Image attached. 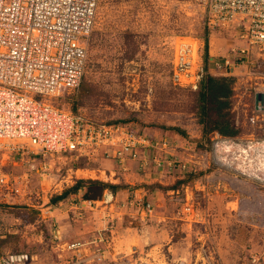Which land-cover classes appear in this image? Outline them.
I'll return each instance as SVG.
<instances>
[{
  "label": "rangeland",
  "instance_id": "1",
  "mask_svg": "<svg viewBox=\"0 0 264 264\" xmlns=\"http://www.w3.org/2000/svg\"><path fill=\"white\" fill-rule=\"evenodd\" d=\"M182 41H198L200 45L203 42L206 52L211 48L212 54L225 52V38L208 34L205 0H99L93 30L85 40L88 61L81 84L74 92L60 97L58 102L95 122L133 119L126 122L127 125L141 133L143 127L152 125L164 130H171L172 127L184 130L188 136L182 135L181 140L183 143H186L184 140L191 141L188 150L179 146L178 140H173L176 149L171 155L166 154L177 160L176 167L149 172V183H159L157 178H160L163 186H177L175 189L155 188L165 202V205H157L158 208H168V212L170 209L174 213V216H165L159 222H166L173 238L180 239L184 233L180 229L182 221L178 214L187 196L189 204L194 206V218L198 219L193 220L195 223L190 229L191 248L195 250L202 243L212 252L211 262L204 264H254L252 257L259 259L257 264H264V185L256 177L264 176L261 175L264 174V156L257 157L256 153L247 156L238 147L229 146L228 138L223 140V135L218 132L208 135L211 143L205 141L204 125L200 122L197 105L198 90L175 83L172 76L174 56ZM231 102L230 99V107L227 108L230 113ZM227 118L234 123L230 114ZM239 132L235 136H242ZM197 140H202L206 148H198ZM183 150L190 154L191 166L188 167L192 169L188 173L180 168L179 159ZM93 162L89 167L104 168L109 174V161ZM81 163V166L86 165ZM201 163L206 164L202 169L198 168ZM213 165L220 173L229 172L240 180L246 179L251 189L247 191L246 185L236 184L230 190L225 187L224 181L212 187V182L204 175L195 177L198 178L196 185L195 179L187 184L178 183L184 174L189 177L200 170L208 171ZM20 168L16 170L20 171ZM194 168L197 171H193ZM54 173L43 176L41 188L37 190L39 196L33 205L12 197L0 202V264H83L76 263V260L90 255L93 245L91 250H86V254L84 246L81 251L76 250L77 256L65 249V242L90 241L99 230H104L107 242L101 243V246L104 250L115 251L113 246L116 243L118 251V244H123L118 238L123 227L141 226L137 218L129 213L143 206L130 203L133 195L129 190L124 196L119 195L118 204L113 200L107 201V196H103L106 201L76 204L80 201L78 194L69 195L61 204L52 203L51 198L55 194L75 182H60L56 170ZM139 173L141 177L146 176L143 172ZM79 174L89 176L93 173ZM118 176L122 177L120 169ZM143 184L146 182L136 181L133 186ZM186 186L191 195H186ZM170 196L175 199L172 204ZM149 201L152 207L156 205L153 198ZM222 201L224 204H220ZM245 203L247 208L244 210ZM209 207L212 217L207 211ZM210 228L217 234V245L209 235ZM197 236L201 238L199 244ZM125 241L135 243L128 236ZM127 250L125 254L128 255L121 251V260L107 257V264H149L138 259V254L133 255L130 246ZM145 251L148 255L143 254L144 257H154L151 264H181L167 246L151 250V246L147 245L143 253ZM158 254L162 255L161 258ZM134 256L137 262L131 259ZM195 257L193 254L192 258ZM86 264L96 262L90 258Z\"/></svg>",
  "mask_w": 264,
  "mask_h": 264
},
{
  "label": "built area",
  "instance_id": "2",
  "mask_svg": "<svg viewBox=\"0 0 264 264\" xmlns=\"http://www.w3.org/2000/svg\"><path fill=\"white\" fill-rule=\"evenodd\" d=\"M98 2L0 0V202L12 197L33 205L43 176L56 170L60 182L75 180L78 168L72 163L78 160L89 164L111 159L122 171L134 161L145 174L177 165L166 155L176 149L171 140L149 137L127 123L83 118L58 102L81 84L88 61L85 40L93 30ZM205 25L209 36L225 38V52L212 54L203 42L182 41L173 60V80L198 90L207 76L231 78V114L242 136L222 138L247 156L263 158L264 0H205ZM179 161L183 172L191 170ZM256 177L264 185V176ZM86 201L95 203L76 204ZM130 203L152 213L150 203ZM189 203L185 198L188 214L194 212ZM105 234L99 230L90 241L65 242V249L79 256L76 250L93 245L90 255L76 263L91 258L107 264L101 246L107 242ZM205 245H199L196 255L201 264L212 259Z\"/></svg>",
  "mask_w": 264,
  "mask_h": 264
},
{
  "label": "crops",
  "instance_id": "3",
  "mask_svg": "<svg viewBox=\"0 0 264 264\" xmlns=\"http://www.w3.org/2000/svg\"><path fill=\"white\" fill-rule=\"evenodd\" d=\"M211 49V48H210ZM142 133L145 135H148L149 137L152 138H167L171 141L173 140H178L179 141V146H182L185 150H188V148L190 146H188L191 141H187L184 140L186 143L182 142V135L173 131V130H164L162 128H158V127H143L142 128ZM182 155H180V158L183 160V162H187L189 165L187 166H191L190 163V159L189 156L190 154L187 153L186 151H182ZM107 161H109L111 168H109V174L106 172V170L104 168H100V167H89V164L84 165L83 167H78V169L76 170V177L75 178H93V179H100L103 181H108V182H112L114 184H118V183H125L127 184V188L125 189H120L117 190L115 193H112L109 190H105L103 196H107L108 198L112 197L113 201L117 202L118 204V197L119 195L122 197L124 196V194L129 190L130 194L133 195L131 199V201H137L142 199L141 203H143L144 205L147 203H150V199L153 198L154 200H156V205H153V210L152 213H148L146 211L145 208H138V210H130L129 215L133 218H137V220L140 222L141 224V228L139 227H134L133 225L131 226H127V227H123L122 229V233L119 235L118 238H120V241L123 242V244L120 246V244H118L119 248L118 251L116 250V243L113 246V248H115V251H112L110 249L108 250H104V255H105V260L107 257H110L111 260L117 259V260H121L123 255H121V251H125V253H127V249L130 246L132 251H133V255H135L134 253L138 254V259H142V261L145 262H149V264L152 263V258L154 259V257L149 258L148 256L144 257L143 254L148 255V252L145 251V253H143L144 249L147 247V245L151 246V250L154 249L155 247H160L162 245L167 246V249L169 251H171L173 253V255L175 256L176 259H179L178 261H180L181 264H201L199 262H197L198 258L195 257V259H193V254H195V256L198 253V247H199V242L201 241V238L199 236H197V244H199L195 250L191 248L190 245V241H189V235H190V229L192 227V225H194L193 223H195L194 221H198V219H195L194 217L196 215L192 213L188 214L184 212V206L182 208V210H179V219L182 221V224L180 225V229L182 231V233H184V235H182V237L180 239H176L173 238V235H171V233L168 231V227L170 228V226L167 227L166 222H159L160 220L165 219V216H174L173 211H171L169 209L168 212V208L165 209H161L158 208L157 205H165V202L162 201V198L159 196V193H157L158 191H155L154 189H148V188H144V186L142 185H137V186H133L135 185V182H141V181H145L146 184H152L149 183L148 179L150 177L149 173L145 174L146 176H142L140 175V170L137 167V163L132 161L130 162L129 165V169L126 171H122L120 170V173L122 174V177L118 176V165L114 160L111 159H106ZM189 161V162H188ZM94 163V162H92ZM205 163H201V165H198V168L202 169L203 166H205ZM190 169H192V167H189ZM196 169V168H194ZM79 172L82 173H93L92 175L86 176L84 174H79ZM188 173V172H187ZM198 178L204 176L208 177V180H210L212 183V187L214 186H219L220 183H222L223 181L226 182L225 183V187H229V189H234L237 185H242V186H247L248 188H246V190H250V185L249 182L245 181L246 179H242L240 180L239 178H236L235 175H233L232 173L229 172H219L218 168L216 167V165H213L208 171H202L200 170V172H198ZM105 175V177L103 176ZM185 176V174L183 175ZM152 178V177H151ZM196 178L194 181V184L196 185V180L198 179ZM156 180V178H154ZM158 182L163 183L162 179L157 178ZM72 182H74V180H72ZM132 185V186H131ZM232 186V187H231ZM189 188V187H188ZM187 186H186V195H191V192L188 190ZM140 193V194H139ZM142 194V195H141ZM169 194V192H168ZM173 195V194H172ZM142 197V198H141ZM156 197V198H154ZM170 204L174 203L173 200L174 197L170 196ZM187 200V196L185 197ZM95 203L96 202H100V201H106L104 200V197H102L101 199H97L94 200ZM172 201V202H171ZM62 202V201H61ZM60 202V204H61ZM155 202V201H153ZM229 202V201H227ZM84 204H88L87 201ZM112 206L114 205L113 203H111ZM152 205V203H150ZM220 204H224L223 201ZM185 205V204H184ZM246 203L243 205V209L245 210L247 207ZM118 206V205H117ZM76 206H72L73 209H75ZM211 207V206H210ZM208 208V214L211 211V208ZM116 211H118V208H116ZM207 212H205L206 214ZM228 214V213H227ZM116 215L117 212H116ZM210 216L212 214H209ZM118 217V216H117ZM191 217H193V219H191ZM212 217V216H211ZM194 220V221H193ZM193 221V222H192ZM132 222V221H131ZM150 222V223H148ZM214 224V223H213ZM212 223H209V226L211 227ZM134 229V230H133ZM195 231V230H194ZM215 234V236H214ZM212 237V241L216 243L217 240V234L212 232V229L210 228V234ZM130 237L132 240H134L135 243L133 244H128L127 241H125L126 237ZM120 250V251H119ZM118 254V256H117ZM128 255V254H125ZM164 255V254H163ZM160 256V257H159ZM161 254H158V257L161 258ZM131 259H136L135 256L132 257ZM136 259L135 261L137 262ZM95 262V261H94ZM107 262V261H106ZM97 264V263H96Z\"/></svg>",
  "mask_w": 264,
  "mask_h": 264
},
{
  "label": "trees",
  "instance_id": "4",
  "mask_svg": "<svg viewBox=\"0 0 264 264\" xmlns=\"http://www.w3.org/2000/svg\"><path fill=\"white\" fill-rule=\"evenodd\" d=\"M231 84V78L214 77L211 75L203 78L199 84L197 94V105L200 114V122L204 125L203 136L205 137V141L208 140V142L211 143L210 137H208V135L212 132H218L223 136H235L239 131L235 127L234 123L232 124L229 118H227L228 114H230V116L232 117L230 110H227V108L230 107V96L232 93ZM82 88L83 85L80 86V89ZM74 109H76V106H74ZM131 120L133 119H120L109 122L126 123ZM151 127L157 126L152 125ZM171 130H174L175 132L183 135L184 137L188 136L186 132L179 127H172ZM196 145L200 149L206 148L204 146L205 144L202 143V140H197ZM81 162L83 161H75L74 163H72L73 167H82L80 165ZM198 175L199 173H191L189 177H186L185 175L181 179L178 178V183H190L195 179V177H198ZM143 185L145 188L148 189H154L156 187H165L167 189L177 188V186H163L160 182ZM127 186L128 185L125 183L114 184L112 182L103 181L100 179L76 178L72 186L66 188L63 192L59 194H55L51 198V202L57 204L71 194H78L80 200H97L103 197L105 190H109L112 193H115L117 190L127 188Z\"/></svg>",
  "mask_w": 264,
  "mask_h": 264
},
{
  "label": "bare ground",
  "instance_id": "5",
  "mask_svg": "<svg viewBox=\"0 0 264 264\" xmlns=\"http://www.w3.org/2000/svg\"><path fill=\"white\" fill-rule=\"evenodd\" d=\"M264 166V165H263Z\"/></svg>",
  "mask_w": 264,
  "mask_h": 264
}]
</instances>
